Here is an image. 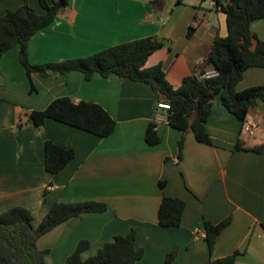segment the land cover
Segmentation results:
<instances>
[{
    "label": "crops",
    "instance_id": "0c3cea01",
    "mask_svg": "<svg viewBox=\"0 0 264 264\" xmlns=\"http://www.w3.org/2000/svg\"><path fill=\"white\" fill-rule=\"evenodd\" d=\"M195 1L203 0H172L171 13L163 20L158 14L164 0L156 4L152 0H69L50 25L33 35L28 59L33 64L58 62L158 36L167 43L149 56L146 65L161 63L173 88L203 69L206 76H213L216 70L206 66L205 59L214 38L227 34L225 14L209 5L200 15ZM32 2L28 0L34 11L43 13L39 3L37 10ZM21 4L22 0H0V15ZM190 26L194 30L188 35ZM250 29L264 41V18L252 20ZM263 84L264 68L252 67L236 89ZM59 96L101 105L115 120L113 132L98 137L52 119L39 126L31 123L32 109H43ZM157 102L146 83L99 73L87 80L76 70L28 78L18 47L0 57V213L24 206L33 214L36 227L54 202L107 204L104 212L70 218L39 237L37 247L48 250L47 264H63L82 239L89 241L82 253L87 258L104 242L132 229L136 246L144 250L135 264H165L170 253L174 256L169 264H210L236 250L240 253L235 264H264V102L258 100L247 119L240 121L215 100L205 123L211 145L198 142L191 130L182 133L170 127L167 121L156 123L160 141L149 145L145 133L155 123ZM246 121L256 123L251 134L243 129ZM238 139L246 149L234 150ZM46 140L75 152L57 173L44 168ZM258 147L259 151L253 150ZM160 181L165 182L163 188ZM164 195L185 202L178 227L158 223ZM228 216L231 222L210 252L203 223Z\"/></svg>",
    "mask_w": 264,
    "mask_h": 264
},
{
    "label": "trees",
    "instance_id": "16d2710c",
    "mask_svg": "<svg viewBox=\"0 0 264 264\" xmlns=\"http://www.w3.org/2000/svg\"><path fill=\"white\" fill-rule=\"evenodd\" d=\"M181 0H177L180 2ZM215 7L225 14L227 34L214 38L205 65L216 70L213 76H205L204 69L198 74L183 78L177 88L168 82L161 63L146 65L151 54L163 48L167 40L158 36H148L122 42L85 57L70 58L58 62L33 64L28 60L27 47L33 35L50 25L59 11L69 0H38L43 13H37L28 0L15 9H8L0 15V57L14 47L19 48V61L27 76L32 73L46 77L53 72L80 71L90 80L94 73L103 77L112 74L120 78L148 84L157 101H167V123L170 127L185 133L191 130L195 139L203 144H212L206 130L211 108L218 100L240 121L247 119L258 100L264 102V84L237 90L236 86L248 68H264V41L250 29L252 20L264 18V0H214ZM156 4L158 0H152ZM194 30L188 28V35ZM33 89V85H31ZM28 119L35 126L52 119L83 130L98 137L109 136L115 127V120L99 104L81 100L75 102L70 96L52 99L43 109H32ZM149 145L157 144L160 137L156 124L151 123L145 133ZM184 138L178 141V157H181ZM261 147L253 148L259 151ZM246 149L238 139L234 150ZM44 168L48 173L61 171L74 157L72 148H64L50 140L43 146ZM164 181H160L161 188ZM46 190L44 191V193ZM185 202L178 197L163 196L157 218L162 227H178ZM107 204L98 200L75 202H54L49 206L40 223L33 225V214L24 206L16 205L0 213V264H47L48 250L39 249L37 240L55 226L70 218L86 213L104 212ZM231 222L228 216L213 223L205 220V239L212 252L217 236ZM136 231L115 235L106 241L94 255L87 258L82 253L88 249L89 241L82 239L65 259L63 264H135L143 257L144 250L135 244ZM240 252L211 260L210 264H235ZM174 253L168 254L165 264H169Z\"/></svg>",
    "mask_w": 264,
    "mask_h": 264
},
{
    "label": "built area",
    "instance_id": "2783aa9c",
    "mask_svg": "<svg viewBox=\"0 0 264 264\" xmlns=\"http://www.w3.org/2000/svg\"><path fill=\"white\" fill-rule=\"evenodd\" d=\"M210 5L215 7V1L210 0ZM169 109H170V104L167 101H163V100L158 101L156 103V117H155L154 124L162 122V121H167V112ZM255 125L256 123L253 121H246L244 123L243 129L249 134H251Z\"/></svg>",
    "mask_w": 264,
    "mask_h": 264
},
{
    "label": "rangeland",
    "instance_id": "374dc122",
    "mask_svg": "<svg viewBox=\"0 0 264 264\" xmlns=\"http://www.w3.org/2000/svg\"><path fill=\"white\" fill-rule=\"evenodd\" d=\"M33 2V5L35 6V8L37 9V10H39L38 9V0H32ZM166 3L165 4H167V5H165V4H163V9H162V11L158 14V15H160L161 17H162V19L163 20H165V18L171 13V7L169 6V5H172V3H171V1L172 0H164ZM196 2V10H197V12L199 11V14L201 15L202 14V12H204V11H207V9H208V6L210 5V0H203V1H195ZM165 5V6H164ZM189 8H192L193 9V7H189ZM179 10V9H178ZM189 10V9H188ZM162 22V21H161ZM29 60V59H28ZM30 62V61H29ZM32 74H35V73H32ZM31 74V75H32ZM37 74V73H36ZM29 78V77H28ZM42 80V79H41ZM23 92V88H19V93H22ZM23 95V94H22ZM25 95L27 96V94H26V92H25ZM33 96H35V93H33ZM32 99V98H31Z\"/></svg>",
    "mask_w": 264,
    "mask_h": 264
}]
</instances>
